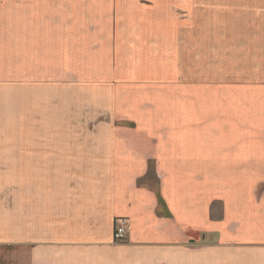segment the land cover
<instances>
[{"label":"crops","instance_id":"crops-1","mask_svg":"<svg viewBox=\"0 0 264 264\" xmlns=\"http://www.w3.org/2000/svg\"><path fill=\"white\" fill-rule=\"evenodd\" d=\"M77 6L98 16L88 45L166 101L145 123L60 124L58 79L24 58L41 62L43 0H0V264H264V0ZM108 77L88 107L117 115Z\"/></svg>","mask_w":264,"mask_h":264},{"label":"rangeland","instance_id":"rangeland-1","mask_svg":"<svg viewBox=\"0 0 264 264\" xmlns=\"http://www.w3.org/2000/svg\"><path fill=\"white\" fill-rule=\"evenodd\" d=\"M79 1L43 0L41 27L36 32L37 38L34 40V43L37 42L38 45L37 55L39 57L37 58H40L41 62L35 69L32 55L35 54L34 49L27 48L24 57L28 67L34 68L32 72L37 71V74L42 75L44 90L50 88V84H46V81L50 82V79H58L60 124H66L69 118L75 120H82L83 118L89 120L117 118L118 120L122 119L121 124L123 125L130 123L128 120H124L130 117L137 118L143 123L149 121V119L155 117V111L151 112L155 106L151 108L147 106H150L152 101L155 100L158 102L159 108L156 107L157 113H161L160 106L166 99L161 94H153L155 88L147 87L146 84L134 87L136 85L133 84L136 83V80L147 83L146 79L128 78L120 74V67L124 64L118 61L111 62L109 60L110 56L107 53L105 54V51L103 54L102 49L100 52L98 51L99 47L91 48L88 45L89 38L90 40L101 38L96 34L94 35V33L90 37L88 35L89 29L99 28L100 25L96 20L97 14L90 16L84 13L81 6L76 7ZM17 17L18 21L28 19L27 16L23 15ZM37 21L39 22V19ZM28 42L32 41L28 39ZM20 50L11 52V73H19L22 70L20 65L15 63V58ZM4 57L6 58V56ZM114 68L119 71V75L112 77L111 71ZM106 76L109 77L103 79L107 83L103 87L109 88L113 85L118 89L117 95L114 96L116 98L112 100L109 97L106 107L117 106L120 110V112L117 111V115L111 114V111L98 112V110L88 107V104H95L94 99L98 98L96 94L87 93L88 83L94 81L95 78ZM102 97L103 99L107 98ZM61 129L62 127H60V131ZM142 134L145 135V133Z\"/></svg>","mask_w":264,"mask_h":264},{"label":"built area","instance_id":"built-area-1","mask_svg":"<svg viewBox=\"0 0 264 264\" xmlns=\"http://www.w3.org/2000/svg\"><path fill=\"white\" fill-rule=\"evenodd\" d=\"M114 241L116 243H125L128 240L130 223L126 217L115 219Z\"/></svg>","mask_w":264,"mask_h":264}]
</instances>
